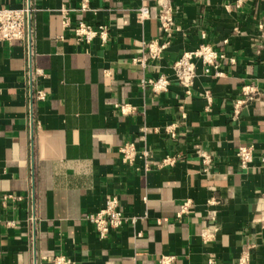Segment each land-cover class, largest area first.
Returning <instances> with one entry per match:
<instances>
[{
  "label": "crops",
  "instance_id": "obj_1",
  "mask_svg": "<svg viewBox=\"0 0 264 264\" xmlns=\"http://www.w3.org/2000/svg\"><path fill=\"white\" fill-rule=\"evenodd\" d=\"M81 1L0 0L26 9L24 36L0 42V264H53L57 254L77 264H159L162 254L174 255L172 264H236L245 247L251 264H264V97L233 114L242 85L264 88V0H169L176 29L145 66L134 59L160 37L158 0H89L94 12L81 11ZM62 6L73 23L107 25L108 41L64 31ZM202 42L225 54L217 59L224 75L195 60L186 93L172 64ZM160 74L171 79L167 91L140 84ZM124 104L134 109L123 113ZM127 142L138 151L130 164L119 152ZM242 145L253 147L246 169ZM167 156L173 165L156 164ZM4 193L22 199L3 202ZM111 195L136 221L99 238L84 215ZM212 216L217 232L205 243Z\"/></svg>",
  "mask_w": 264,
  "mask_h": 264
},
{
  "label": "built area",
  "instance_id": "obj_2",
  "mask_svg": "<svg viewBox=\"0 0 264 264\" xmlns=\"http://www.w3.org/2000/svg\"><path fill=\"white\" fill-rule=\"evenodd\" d=\"M242 0L238 1V5ZM160 6V11L158 14L160 37L157 39L150 40L147 44V53L142 57L135 58L134 60L141 63L142 66L146 65L147 58L157 59L160 54L169 46L173 31L176 29L174 23V11L173 6L169 0H158ZM81 11L94 12L95 9L91 8L89 5V0H82L80 3ZM70 8L62 6L59 9V14L61 17V26L64 31H71L72 34L78 41H84L89 43L94 39H98L100 44H105L108 41L109 31L108 26L105 24H99L93 27L91 24L87 23L85 20L80 19L73 23L70 16ZM149 15L148 8L146 6H139L136 11V17L139 21H143ZM25 16L26 9L24 8H13V7H0V42L13 41L21 39L25 32ZM259 29L264 30V20L258 25ZM205 35L202 34V38ZM63 38V35L60 36ZM226 42V40H225ZM225 54L218 52L213 49L210 44L206 42L200 43L197 47L193 49L185 50L181 56L175 60L172 64L174 80L181 85L186 93L190 92V88L193 85L194 79L196 77V64L195 60H199L205 73H211L214 76H223L224 71L221 69L220 65L217 63V59L223 58ZM233 61V59H231ZM38 74H41L40 69L37 70ZM171 79L164 74H160L154 78L142 79V86H149L151 91L155 94L165 92L169 89ZM242 98L236 100L233 108V114L238 115L240 112V106L247 101H252L260 97H264V88H259L256 84L248 83L242 85L240 89ZM36 97L39 99L44 98V92L42 90L37 91ZM123 113L132 111L134 107L128 104L120 106ZM176 123H171L165 126V131L168 132L172 137L176 135L175 129ZM119 152L121 154L122 160L125 163H133L134 159L138 155V151L134 143H124L119 147ZM142 156L146 159L145 168L149 167L148 162L150 158V153L147 150L141 151ZM238 158V164L241 169H246L253 159V147L252 145H242L239 146L236 152ZM202 163L207 166L211 162V157L206 152L200 153ZM262 163H264V155L261 157ZM175 162L174 157L167 156L157 161L158 166L161 165H173ZM207 170L206 167L204 169ZM20 195L14 193H4L2 195V201H16L21 200ZM211 203L213 201H210ZM214 203V202H213ZM190 201H184L177 213L180 217L188 211ZM84 217L94 224L95 229L99 238H104L113 229L120 228L124 223L130 221L134 223L136 221L135 217L128 218L124 215L120 208L119 199L116 195H111L107 197L104 201L103 206L95 212L86 213ZM261 219L264 223V209L262 210ZM8 225L13 226L14 222L10 221ZM217 232V226L215 224V217L210 218L209 226L201 231V237L205 243L211 242ZM175 256L169 254H162L159 258V264H172ZM210 261H212L210 259ZM53 264H77L74 260L63 254H57L54 257ZM236 264H251L250 255L248 252V247H245L236 262Z\"/></svg>",
  "mask_w": 264,
  "mask_h": 264
}]
</instances>
